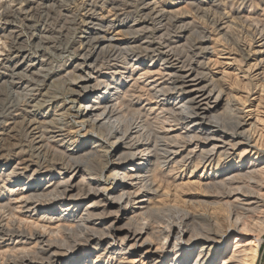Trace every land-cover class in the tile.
Listing matches in <instances>:
<instances>
[{"label":"bare ground","instance_id":"6f19581e","mask_svg":"<svg viewBox=\"0 0 264 264\" xmlns=\"http://www.w3.org/2000/svg\"><path fill=\"white\" fill-rule=\"evenodd\" d=\"M0 1V264H257L264 115L212 34L264 82V0Z\"/></svg>","mask_w":264,"mask_h":264},{"label":"rangeland","instance_id":"374dc122","mask_svg":"<svg viewBox=\"0 0 264 264\" xmlns=\"http://www.w3.org/2000/svg\"><path fill=\"white\" fill-rule=\"evenodd\" d=\"M6 1V0H5ZM29 1L31 0H24V7L28 8ZM57 4V0H52ZM6 2H11L10 0ZM4 3L0 1V11L3 10ZM207 4H203L202 6L206 7ZM73 7V4L71 2L67 3V8L71 9ZM50 11L51 15L48 17V24H46L49 27H53L58 23L57 14L55 12V9H51ZM221 12L226 13L227 10L221 8ZM51 17V18H50ZM52 19V20H51ZM57 19V20H56ZM50 20V21H49ZM52 22V23H51ZM198 22L202 24V20L198 18ZM36 27L39 28V26H42L39 19L34 21ZM50 24V25H49ZM53 25V26H52ZM218 33V34H217ZM222 32H216L212 34L213 39H217L219 42L220 48L224 47L225 50H227V55H219L213 56V59L218 60L220 63L215 70L224 71L227 83L229 84V87L234 90V94L237 98L241 99L242 101L246 100L245 107H249L252 110L258 109L260 112V116L264 115V82L261 80L258 82V80L254 77V75L257 72L251 71V66L256 63L255 57L250 56L249 58L244 57V59H241L240 55L247 53L248 55L254 51L255 46L249 47L248 39L246 38L245 34L243 32H239V30H234L230 32V36H226L221 38ZM221 42V43H220ZM246 43L247 47H244V52L240 53L238 52V49L236 46L242 43ZM251 51V52H250ZM252 55V54H251ZM255 83H259L261 85V88L256 87ZM258 85V84H257ZM258 107V108H257ZM248 109V108H247ZM262 111V112H261ZM241 150V149H240ZM238 150L237 153H239ZM234 155V156H235ZM191 169V170H190ZM192 168L187 169L182 173V176L179 178L178 175H172V168L166 167L164 171L158 176V181L163 183V189L170 190L171 197V203L180 204L179 201H181L182 198H184L187 194H195L197 193V189L190 186H185L183 183L186 182L187 177L191 175ZM204 173L203 170H200L198 175H201ZM208 173V171L206 172ZM165 184V185H164ZM195 192V193H194ZM176 194V195H175ZM174 196V197H173ZM178 200H177V199ZM176 199V200H175ZM257 264H264V243L262 246V250L260 252V255L258 257Z\"/></svg>","mask_w":264,"mask_h":264}]
</instances>
